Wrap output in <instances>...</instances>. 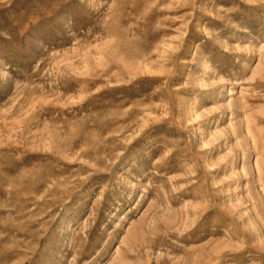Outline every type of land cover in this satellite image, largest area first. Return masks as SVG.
Listing matches in <instances>:
<instances>
[{
    "label": "rangeland",
    "instance_id": "obj_1",
    "mask_svg": "<svg viewBox=\"0 0 264 264\" xmlns=\"http://www.w3.org/2000/svg\"><path fill=\"white\" fill-rule=\"evenodd\" d=\"M0 264H264V0H0Z\"/></svg>",
    "mask_w": 264,
    "mask_h": 264
}]
</instances>
